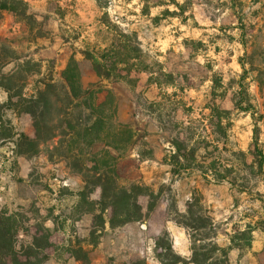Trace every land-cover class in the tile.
Instances as JSON below:
<instances>
[{
	"label": "rangeland",
	"instance_id": "obj_1",
	"mask_svg": "<svg viewBox=\"0 0 264 264\" xmlns=\"http://www.w3.org/2000/svg\"><path fill=\"white\" fill-rule=\"evenodd\" d=\"M36 7L30 3L31 24L0 11V217L13 215L26 228L19 233L20 251L28 252L41 237L50 243L43 250L48 256L44 264H171L175 255L183 259L179 264H191L190 232L173 219L177 211L187 212L195 195L214 220L216 242L222 247L230 245L236 230L264 221V168L261 174L253 155L256 128L264 150V99L257 98L253 85V112L236 109L239 87L233 81L238 78L231 71L223 75L230 89L224 97L218 90L214 99L212 84L204 81L207 74L198 70L199 57L185 45L182 32L170 35L166 46L154 43L153 36L141 42L129 23L134 5L125 0H100L96 21L69 19L62 27L58 17L70 14L71 8L62 10L61 0H44ZM167 33L161 36L165 39ZM84 51L95 53V59L86 58ZM72 57L88 95L107 105L113 121L128 123L136 115V125L149 135L151 147H136L117 166L122 185L141 184L160 194L156 210L142 222L112 227V211L98 204L106 189L103 175H73L66 161L58 156L52 160L48 151L31 157L18 152L21 136L36 138L32 117L20 113L23 100L36 94L42 81L66 86L63 73ZM96 62L113 68L114 76L102 78ZM158 66L179 75L178 87L158 89L152 80L160 76ZM260 80L264 86V76ZM177 89L182 100L170 105L162 99ZM262 92L264 97V87ZM157 100L165 104L162 111L152 108ZM213 104L233 112L220 126L209 119ZM175 154L182 159L172 165L169 158ZM222 177L226 181L218 183ZM149 201L139 198L145 214ZM41 228L50 236L40 234ZM175 228L183 231L181 239L173 234ZM161 237L172 245L171 251L158 247ZM250 250H233L229 263L250 264Z\"/></svg>",
	"mask_w": 264,
	"mask_h": 264
},
{
	"label": "trees",
	"instance_id": "obj_2",
	"mask_svg": "<svg viewBox=\"0 0 264 264\" xmlns=\"http://www.w3.org/2000/svg\"><path fill=\"white\" fill-rule=\"evenodd\" d=\"M170 2L179 11H165L162 17L154 19L156 23H160L161 20L168 17L185 15L189 0L184 4H180L177 0H170ZM0 11L10 12L27 24L34 21L30 3L27 0H0ZM186 44L188 46L193 45L196 50L199 49V45H203L194 41ZM84 53L89 60L95 59V53L90 51H84ZM158 67L160 76L157 73L155 79L152 77L153 83L158 89L163 91L165 87L173 89L178 87L179 75L172 72L165 73L163 68ZM197 67L198 70L203 71L202 65L198 64ZM95 68L102 78L110 80L114 76L113 68L98 62H96ZM63 77L66 86H60L53 80L42 81V87L38 88L36 94L23 100L20 113L32 117L36 138L21 136V143L17 145L19 154L31 157L48 151L52 160L58 156L66 161L73 175L86 179L91 174L103 175L106 180V189H104L98 204L112 211V227L142 222L156 210L160 194L156 195L150 188L141 184L134 183L130 187L122 185L117 166L120 159L136 147H151L147 141L149 135L142 134L140 126L136 125V115L128 123L113 121L108 113L107 105L88 95L82 83L75 57H72ZM233 82L237 83L239 87L234 98L236 109L245 113L253 112L255 110L254 97L249 91L251 84L248 83L245 74L238 80L234 79ZM221 89L224 93L222 97H224L230 87L225 84L223 77L216 76L212 92L214 99H217V91ZM179 90L185 92L184 88ZM178 92L177 89L173 93H164L163 97L160 95V98L162 97L164 101L172 105L177 100H182ZM151 105L152 108L158 107L162 111L165 104L163 101L157 100L153 101ZM208 109L211 111L209 119L212 125L215 123L216 126H220L224 117L229 119L233 114L232 111L222 109L217 104H213ZM160 115L163 117V113ZM252 115L255 116V113ZM254 132V166L263 174L264 150L261 148L260 133L257 128ZM55 142L57 143L54 144ZM51 145H54L53 150H50ZM178 147L181 148L182 146L179 145ZM181 159L182 155L175 154L169 158V161L174 165L179 164ZM217 181L222 183L226 181V177L219 178ZM142 196H147L150 199L147 214L143 212L139 203V198ZM89 204L93 205V203ZM176 214L177 216L173 220L188 229L192 238L193 257L189 261L191 264H230V253L237 249L241 251L251 249L254 242V232L264 228V221L256 226L252 223L247 224L245 229L235 231L228 247H222L216 242V226L214 220L206 215L207 212L204 211L201 197L195 195L193 201L188 205L187 212L180 213L177 211ZM0 221L4 242V247L0 248V264H44L48 261V256L43 252L49 247L48 240L36 237L34 242L27 247L28 252L20 251L18 248L19 233L25 231L26 228L8 213L0 217ZM39 232L45 236H50V231L46 228L39 229ZM202 242L205 243L202 244ZM157 245L168 251L173 249L172 245L163 240L162 237L158 240ZM182 261L181 256L175 255L174 262L171 264H179Z\"/></svg>",
	"mask_w": 264,
	"mask_h": 264
},
{
	"label": "crops",
	"instance_id": "obj_3",
	"mask_svg": "<svg viewBox=\"0 0 264 264\" xmlns=\"http://www.w3.org/2000/svg\"><path fill=\"white\" fill-rule=\"evenodd\" d=\"M27 1L37 5L35 9L38 10L44 0ZM99 1L61 0L62 10L71 8L70 14L58 17L61 27L69 19H77L80 24L87 20L96 21ZM177 1L184 4L187 0ZM127 3L128 6L134 5L133 20L129 23L141 42L153 36L157 40L154 43L166 46L171 42L170 35L178 30L182 32L185 45L199 57L197 64L202 65L204 74H207L204 81L212 84V92L214 78L231 71L238 79L245 74L247 81L256 88L253 92L257 98L264 99L261 95L264 86L260 81L264 76V0H189L184 16L168 17L160 23L154 19L162 17L165 11H179L170 0H125ZM108 11L111 12L110 9ZM116 19L124 20L119 16ZM123 25L129 26L126 22ZM170 28L174 30L171 32ZM163 31L168 32L165 39L161 36ZM192 41L203 45L196 50L193 45L186 44ZM191 61L195 60L189 62L193 67ZM172 232L179 239L184 236L180 228L172 229ZM248 259L250 264H264V232H254Z\"/></svg>",
	"mask_w": 264,
	"mask_h": 264
}]
</instances>
